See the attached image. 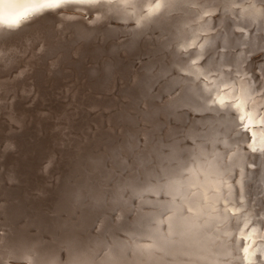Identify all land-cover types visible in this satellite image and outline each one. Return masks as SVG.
<instances>
[{"label": "rangeland", "instance_id": "374dc122", "mask_svg": "<svg viewBox=\"0 0 264 264\" xmlns=\"http://www.w3.org/2000/svg\"><path fill=\"white\" fill-rule=\"evenodd\" d=\"M21 1L23 0H0V9L7 6L8 4L14 5L20 3ZM172 1L175 2L181 0H170L169 2ZM200 1V5L209 3L208 0H206V2H204L205 0ZM214 2H216L215 4L218 6L215 7L216 5L214 6L213 4L211 12L208 10L204 13H206L208 17H210L211 15L212 17L214 16V18L211 17L212 20L217 21V19L220 17L219 14L221 8L219 6V3L221 2V0H210V4ZM198 9L199 8L193 6L192 4H184L180 8H172L163 15L164 18H161L159 26L150 29V33L147 32L146 34H144L142 32L136 31L133 26H125V21H120V19L100 18L97 20V13L92 12L91 10L89 11L77 7H61L50 13V16H52H49L50 19L47 17L37 21L35 20L32 25H30L31 27L29 26V29L27 28V30L29 31L28 33L27 30L24 29L16 35L11 36L12 38L7 37L2 40V43L0 44V119H2L0 120V153L2 152L0 157V231L4 232L6 236L11 238V241H9V243L14 244L16 241H20L21 243L28 246L32 245L30 247L31 254L27 257L28 264H30L29 261L33 257L32 252H34L33 248L35 245H37L40 252L49 253L56 251L57 254L61 255L62 258L65 259L66 245L72 242L70 244L71 246L85 247L89 237L93 238L94 233L98 229L97 224L99 223V219L102 215L101 213H98L99 211L101 212L102 208L100 204L102 206L103 204H106V206L109 207L106 202L109 199H112L111 197L116 198L120 193L123 195L125 194L123 189L128 187V185H126V182L132 179L139 181L142 176V173L140 174V171L139 173H133L136 168H132L130 172H124L123 167L121 165H118V160L121 162L128 161L130 164L131 161L129 160V156L132 155L133 152H135L138 157L142 158L143 151L146 145H148L149 149L152 151L162 150L165 152V150L167 151L171 147V143H173L175 139L182 140L183 138H185L183 136L182 130L185 128L184 125L189 126V124L187 123L190 122L189 117H186V120L184 122H180L178 120L176 121L171 117H166V115L162 113L163 110H161V105L163 103L161 102H164L167 99L166 97H168L166 95V92L164 91H166L167 85L169 83H172L175 86L179 85L178 87L180 88L175 93L169 95L170 98H174L178 94H180L181 89L196 85L192 82V79H186L184 77L177 78V76H173L176 74H174V72H176L174 65L176 64H173L172 59H175L174 61L177 62V60H179L181 57V55L177 54L178 50H176L178 48L177 44L179 42L177 31L180 32L181 28H183L182 30H184V28L188 26V20H185L187 16H191L193 18V15H196V13L204 14L201 9ZM212 11H215L214 14L212 13ZM25 14L27 15V20L22 19L21 22L24 23L28 20L32 21L34 19V16L31 13H23L22 15H20V17H23ZM90 15L94 16H92L91 18ZM184 16L186 17L184 18ZM47 19H49V22L47 21ZM166 21L168 23H166ZM183 21H185L186 23H184ZM111 22L115 24L112 25ZM79 26L82 27L80 28ZM99 27H101V29ZM176 27L179 28V30ZM155 29L157 30L155 31ZM109 31L111 33H109ZM172 31L173 33L175 32L174 35L173 33H171ZM33 34H36L37 37ZM87 35L88 37H86ZM130 36L132 39L130 38ZM111 38H113L114 40H110ZM134 38L136 41L134 40ZM28 39H31L32 41ZM51 39L52 41H56L57 39H59L60 41L57 40L53 43ZM99 39L101 40L98 41ZM140 39L141 41H139ZM48 40L53 44L51 42H49L48 44ZM27 41L30 44L32 42L34 43L30 45ZM35 44L36 46H34ZM59 44L60 46L63 45V48L60 47ZM132 44L136 47H132ZM96 48L98 50H96ZM110 48L113 49L110 50ZM105 49L106 51H104ZM45 50H48V54ZM173 50H176L174 51L175 54L174 52H172ZM49 51H51L52 53ZM128 51L131 52L126 54V52ZM138 51L140 53H138ZM142 51L145 54L150 53L149 58H152L148 59L149 61H147V63L150 64L151 67L149 69L145 68L144 71H141V65L145 63L142 58L140 59V57L145 56ZM263 51L264 32L257 35V37L249 46L226 53L225 55H227L228 57L237 56L243 58L244 62L249 59L252 63L253 70L244 72L243 63L229 70H217L214 75L209 76L208 78H200L197 80L198 82L205 84L206 89L199 92V97H195L200 100L206 98L207 100H205V102L210 99L212 100V97H214L215 95V82H218L220 80V82H222V80L227 77L226 75L228 73H231L229 75L233 80H251L249 76L254 71H258V69L260 68H258V66L262 65V67H264L263 57H259L258 61H253V59L262 54ZM121 53H123L122 56ZM68 54L70 55V57ZM154 54H156L157 57H155ZM152 55L154 58L152 57ZM108 56H111L113 58V61ZM167 56H169V58ZM89 57L91 58L89 59ZM65 58L69 61H66ZM73 58L75 61L72 60ZM164 58H166L167 60ZM134 59H137V61H135ZM40 61L41 63L40 65H38ZM48 61L49 63H47ZM106 61L108 64L106 63ZM138 61L140 63H138ZM114 62H116L117 64ZM62 63H64V65ZM123 63H125L124 66L122 65ZM126 63L128 65L131 63L132 64L131 66H128ZM65 64L67 66V69H65ZM44 65H46L47 67ZM112 65H114L115 68L117 67L119 70L115 69ZM166 65L170 66V69L167 68ZM156 66H158V68ZM42 67H44V69H42ZM77 67L80 68L78 69ZM104 67H107V69L110 68L111 70H106ZM101 69L104 70L101 71ZM80 70H83L84 73ZM97 70L98 72H95ZM107 71H109L110 73L112 71L113 72L109 75V72ZM93 72L95 74L94 78ZM124 72L126 73L124 74ZM147 72L149 73L147 74ZM39 74L41 76H44H38ZM11 76L12 78H10ZM51 76L55 77L52 78ZM109 76L110 79L107 80ZM59 79L62 82H60ZM98 79H100V81ZM135 83L136 88L134 87ZM143 86L146 88H143ZM153 87H155V89ZM162 93L163 96H166L162 97ZM159 98H161L159 100L161 102L157 100ZM57 104L59 105L57 106ZM181 104L182 102L178 101L175 103V107H178ZM210 111L211 115H213L212 117H216L217 121H220L219 119H221V114L224 110ZM185 112L189 116H194V111L192 110H186ZM230 121L235 123L237 122V119L234 116L230 118ZM23 123L26 124L24 125ZM34 125L37 127H35ZM200 125L206 130L205 123L200 122ZM216 129L219 134L221 127L218 126L216 127ZM240 129L242 130V127ZM163 131L165 134L163 133ZM127 136L129 137L127 138ZM141 137H143V141L140 142ZM216 138H218V136H216ZM191 147L197 148L199 146L192 145ZM240 149L241 148H238V151ZM249 151L250 149L247 147L245 149V152L249 153ZM258 151L261 150L259 149ZM205 155H210L209 157L215 158V161L219 164L224 162L221 157L217 158L210 152H206ZM49 161H52V163L49 164ZM148 161L149 160H146L145 162L143 161L144 163L142 162V164L146 165ZM154 164L155 163L152 161L151 166H153ZM217 175L219 176V174ZM230 175V173L226 176L222 175V182L224 183L222 189H226L225 193L218 190L205 194L204 190L202 189V184H196L194 192L200 193L203 196L202 200H204V202L202 203L201 207L204 208L206 213L209 215V217L206 218V221L210 220L212 216L223 215L228 210L242 207L244 205L243 202L232 203L229 205H220L219 203H217L220 197H224L225 195H228L230 193H232V195H234L235 197L237 196V194L233 193V189H231L235 185V181H233V179H229ZM7 177H9V179ZM204 177L208 178V175ZM217 180V178H214L209 181V184H215ZM122 185L125 187H123ZM18 186L21 188V190ZM121 186L123 188L119 189ZM15 188L17 189V192L19 190L21 191L18 192L20 195L15 192ZM23 189L25 190L22 191ZM119 190L123 191L120 192ZM13 191L14 193H12ZM209 197L214 198L211 200H207V198ZM251 197L252 200L256 202H253L251 206L244 212L235 215L234 218H230L227 222L218 227L219 230H223L226 242L229 244V247H227L226 251L230 254V258L227 259L229 264H264V224L256 222L258 219L264 220V197L259 193L255 194L254 191L251 193ZM37 201L39 203H37ZM178 202L179 201H177V203ZM106 206L103 207L105 208ZM108 207L105 208V216L108 220L107 229L113 230L112 227H114V225L116 224L115 220L118 217V214H116V209H110ZM175 213L176 212H172V214ZM82 215H85V219L79 220L81 217H83ZM73 217L75 218L73 219ZM128 217V220L130 221L132 218L131 215L129 214ZM237 218L244 220L242 223V227L239 229L235 228L237 226ZM252 219H254V221ZM199 226H202V224H199ZM121 232L123 234L125 233L123 231ZM128 234L124 235H126L128 240L134 241L135 235L132 233ZM241 237H244L247 240V243H243V241L240 239ZM112 239L113 238H110L109 235L106 236L107 243L110 244V241ZM64 240H66V244H64L65 242H62ZM143 244L154 246V242L152 241H145L143 242ZM173 246L175 247L176 244H174ZM210 253L212 252L210 251ZM167 254L168 253L166 251L165 253H163V255L158 254V257L170 264H180L181 254L179 255L177 252L176 254H171V252L170 254ZM225 256L226 255L224 254H220L217 259L224 258ZM246 256H248L249 258H247ZM12 263L14 264V260L11 259L10 264Z\"/></svg>", "mask_w": 264, "mask_h": 264}, {"label": "bare ground", "instance_id": "6f19581e", "mask_svg": "<svg viewBox=\"0 0 264 264\" xmlns=\"http://www.w3.org/2000/svg\"><path fill=\"white\" fill-rule=\"evenodd\" d=\"M169 1L170 0H162V2L159 4H153L152 0H26V1L23 0L20 3L14 4V5L8 4L7 6L0 9V21L14 19L17 16L22 15L23 13H31L34 16V19L32 20L31 23L21 22L20 27L9 26L7 24L0 22V44L2 43L3 39H5L7 37L14 36L24 29L27 30V28L30 25H32V23L35 20L37 21V20H40L43 18H47V17L49 18L51 12H53V11H55L61 7L62 8L77 7V8H81V9H85V10H89V11L91 10L92 12L97 13V17H96L97 20L100 18L120 19V21L121 20L125 21V24H124L125 26H129V25L133 26L136 31H139V32L146 34L147 32L150 31V29L156 28L157 26H159L161 18L163 17V15L168 10H170L172 8L173 9L174 8H180L184 4H192L193 6L199 8L198 10L201 9L204 13L208 10L211 12V9L213 8L212 7L213 4H214V6L216 5L215 4L216 2L210 4V0H208L209 3L201 4V5L199 4L200 0H181V1H175V2L174 1L169 2ZM204 2H206V0ZM46 3H55L56 7L55 8L43 7V5ZM217 3H219V2H217ZM217 6L218 5H216L215 7H217ZM219 6L221 8L220 14H219L220 17L217 19V21L212 20V18H214V16L212 17V15L210 17H208L206 15V13H204V14H202V13L197 14L196 13V15H193V18L191 16L190 17L184 16V18L186 17L185 20H188L187 21L188 26L186 28H184V30H182L183 28H181L180 32H178L177 29L179 30V28L176 27L177 28L176 29L177 36L179 37V39H178L179 42L177 44L178 48L176 50H178L177 54L181 55V57L179 56L180 57L179 60L176 59L177 62L174 61L175 59H172L173 64H176V65H174L175 69H179V72H177V71L174 72V74L175 73L176 74L173 76H177V78L178 77H184L186 79H192V82L196 85L192 86V87L188 86L187 88H183V89H181L180 94H178L174 98H170L169 95L175 93L180 88L178 87L179 85L175 86L174 84L169 83L167 85V88L165 87L166 91H164L162 89L164 92H166V95L168 96V97H166L167 99L164 102L159 101L161 98L157 99L159 102L163 103L161 105V110H163L162 113L165 114L166 117H171L174 120H176V121L178 120L180 122H184L186 120V117H189L190 122H187L189 124V126L187 125L188 126L187 127L186 125H184L186 129L184 128L182 130L183 136L185 138H183L182 140L181 139H177V140L175 139V141L173 140L174 142L171 143V147L167 151L165 150V152L162 150L161 151L160 150H153L152 151L149 149L148 145H146V147L143 151L142 159L144 162L146 160H149L148 162H150L152 159V161L155 164L153 166H150V167H146V165L142 164L141 167L136 168L133 173H135V172L139 173V171H140V174L142 173L140 180L139 181L133 180V179L129 180L128 182H126L127 184L125 183L126 185H128V187L123 189L125 192L124 195L120 193L119 196H117L116 198L111 197L112 199H109L106 202L109 205V207L106 206V204H103V206H106L110 209L114 208L117 210V212L116 211L115 212H116V214H118V217L115 220L116 224L114 225V227H112L113 230L107 229L108 220L106 219V216H105V208L106 207L104 208L100 204V206L102 208H101V212L99 211L98 213H101L102 215L100 214L101 215V217L99 219L100 221L97 224L98 229L94 233L93 238L89 237L85 247L71 246L70 245L72 243L71 242L70 244L65 246L66 247V257H65V259H63L62 256L57 254L56 251L49 252V253L40 252L37 245L34 246V244H33L34 252H32L33 257L29 261L30 264H43V263H47V264H170V263L162 260L160 257H158V254L163 255V253H165L166 251L168 254H170V252H171V254H176V252L179 255L181 254L180 264H229L227 259L230 258V254H229V252H226L227 247H229V244L226 242V238L224 237L225 234L223 233V230H219L218 227L223 225L230 218H234L235 215L244 212L245 210H247L251 206V204L253 202H256V201L252 200V197H251V193L253 191L255 194L259 193L264 197V67H262V65L258 66V68L260 67L258 69V71H254L249 76L251 78V80H239V79L233 80L232 78H230L231 76L229 75L231 73H228L226 75L227 77L225 79H223L222 82H220L221 80L218 82H215V92H214L215 95H214V97H212V100L210 99L211 101L208 100L206 102H205V100H207L206 98L203 100H200V99L195 97V96L199 97V95H200L199 92H201V90L203 91L204 89H206L205 84L200 83L197 80L200 78H208L209 76L214 75V73L217 70H223V69L229 70V69H231V68H233V67H235L241 63H243L244 72H249V71L253 70L252 63L249 59H247L244 62L243 58H240L237 56H235V57L229 56L228 57L225 54L229 53L231 51H235L237 49L249 46L253 42V40L257 37V35L264 32V0H221V2L219 3ZM215 9H217V8H215ZM216 11H218V10H216ZM214 12L215 11H212L213 14H214ZM170 15H171V13H170ZM92 16H94V15H92ZM92 16H91V18H92ZM50 17H52V16H50ZM49 19H47V21ZM167 21H166V23H168ZM183 22L186 23L185 21H183ZM95 24H97V23H95ZM113 24H115V23H112V25ZM46 25H44V26H46ZM120 25H123V24H120ZM180 26H181V24H180ZM79 27L81 28L82 26H79ZM99 28L101 29V27H99ZM94 29H96V28H94ZM236 29H237V31H236ZM103 30H104V28H103ZM156 30L157 29H155V31ZM97 31H96V33H97ZM28 32L29 31L27 30V33ZM83 32H85V31H83ZM115 32H113V33H115ZM51 33H52V31H51ZM109 33H111V32L109 31ZM171 33H173V31ZM174 33H173V35H174ZM112 34H111V36H112ZM33 35H36V34H33ZM119 35H120V33H119ZM126 36H128V35H126ZM126 36H124V37H126ZM36 37H37V35H36ZM45 37H47V36H45ZM49 37H51V36H49ZM86 37H88V35ZM86 37H85V40H86ZM109 37H110V35H109ZM83 38H84V35H83ZM130 38H131V36H130ZM35 39H37V38H35ZM52 39H51V41H52ZM112 39L113 38H111L110 40H112ZM28 40H31V39H28ZM49 40L47 41L48 44H49V42H51ZM57 40H59V39H57ZM100 40L101 39H99L98 41H100ZM115 40H117V39H115ZM134 40H135V38H134ZM56 41H52V42L54 43ZM75 41H78V40H75ZM139 41H141V39ZM21 43H23V42H21ZM33 43L34 42H32L31 44H33ZM37 43H38V41H37ZM59 43H61V42H59ZM153 43H155V42H153ZM129 45H130V43H129ZM34 46H36V44ZM37 46H39V45H37ZM59 46H60V44H59ZM131 46L136 47V46H133V44ZM60 47L63 48V45ZM79 47H80V45H79ZM106 47H107V45H106ZM109 47H111V46H109ZM100 49H102V48H100ZM111 49H113V48H110V50ZM86 50H87V48H86ZM96 50H98V49L96 48ZM117 50H116V52H117ZM176 50H173L172 52H174ZM45 51L47 53L48 50H45ZM58 51H60V50H58ZM72 51H70V52H72ZM99 51H101V50H99ZM104 51H106V49ZM143 51H145V50H143ZM49 52H51V51H49ZM129 52H131V51L126 52V54ZM46 53H45V55H46ZM53 53H54V51H53ZM95 53H96V51H95ZM114 53H115V51H114ZM138 53H140V52L138 51ZM40 54H42V53H40ZM122 54L123 53H121V56H122ZM174 54H175V52H174ZM53 55H55V54H53ZM101 55H102V53H101ZM141 55H142V53H141ZM154 55H155V57H157L156 54H154ZM55 57H57V56H55ZM66 57H68V56H66ZM69 57H70V55H69ZM108 57H110L113 61V58L111 56H108ZM142 57H140V59ZM152 57H153V55H152ZM167 57L169 58V56H167ZM259 57H263V59H264V51L258 57L254 58L253 61H258ZM20 58H22V57H20ZM45 58H47V57H45ZM90 58L91 57H89V59ZM103 58H104V56H103ZM103 58H102V60H103ZM119 58H121V57H119ZM124 59H125V57H124ZM149 59H152V58H149ZM164 59H166V58H164ZM62 60H64V59H62ZM72 60H74V58ZM102 60H100V61H102ZM205 60L207 61L206 63H205ZM66 61H69V60L66 59ZM135 61H137V59ZM17 62H20V61H17ZM40 63H41V61L39 62L38 65H40ZM47 63H49V61ZM106 63H107V61H106ZM114 63H116V62H114ZM62 64L64 65V63H62ZM124 64L125 63H123L122 65L124 66ZM131 64H129V65L127 64V65L131 66ZM109 65H110V63H109ZM44 66H46V65H44ZM65 66H66V64H65ZM76 66H77V64H76ZM112 66L115 68L114 65H112ZM126 66H125V68H126ZM136 67H137V65H136ZM156 67L158 68V66H156ZM166 67L169 68L170 66L166 65ZM77 68L79 69L80 67H77ZM104 68L106 70H108V69L111 70L110 68L107 69V67H104ZM38 69H40V68H38ZM42 69H44V67H42ZM65 69H67V66L65 67ZM115 69H118V68L116 67ZM173 69H172V71H173ZM47 70H49V69H47ZM91 70H92V68H91ZM102 70H104V69H101V71ZM62 71H63V69H62ZM81 72H83V70ZM95 72H98V70ZM107 72H109V71H107ZM42 73H43V71H42ZM111 73L109 72L108 74L110 75ZM125 73L126 72H124V74ZM148 73L149 72H147V74ZM93 74H94V72H93ZM108 74H106V75H108ZM96 75H97V73H96ZM12 76H14V75H12ZM12 76L10 78H12ZM38 76H41V75L39 74ZM43 76H41V77H43ZM74 76H73V78H74ZM6 77H7V75H6ZM48 77H49V75H48ZM53 77H55V76H53ZM94 77H95V74H94L93 78ZM106 77H108V76H106ZM56 78H57V76H56ZM56 78H54V79H56ZM69 78H70V76H69ZM108 79H110V76H109V78H107V80ZM130 79H129V82H130ZM98 80L100 81V79H98ZM41 81H43V80H41ZM60 82H62V81L60 80ZM146 83H148V82H146ZM158 83H157V86H158ZM259 84H262V85H259ZM90 85H91V83H90ZM155 85H156V83H155ZM134 87L136 88V83H135ZM143 88H146V87L143 86ZM151 88H152V86H151ZM153 88L155 89V87H153ZM74 89H76V88H74ZM154 91H156V90H154ZM85 92H87V91H85ZM117 92H118V89H117ZM115 93H116V91H115ZM10 96H12V95H10ZM165 96H163V93H162V97H165ZM152 97H154V96H152ZM157 98H158V96H157ZM9 100H10V98H9ZM162 101H163V99H162ZM178 101H181L182 104L178 107H175V103ZM221 102H223V103H221ZM58 105L59 104H57V106ZM62 107H64V106H62ZM186 110L194 111V116L187 115L185 112ZM210 110H212V111L213 110H224L221 114V119H219L220 121H217L216 117H212L213 115H211ZM111 112H113V111H111ZM234 112L236 114L242 115L244 117V120L242 123H243V125H246L248 130H249L247 132V134L243 133V131L240 129L242 127L240 121L237 120V122H235V123L230 121V118L234 117ZM14 113H16V112H14ZM0 120H2V119H0ZM200 122L206 124L205 125L206 130L201 127ZM3 123H5V122H3ZM23 124L25 125L26 123H23ZM218 126L221 127L219 134H218V131L216 129V127H218ZM35 127H37V126H35ZM144 127H146V126H144ZM256 127H258V128H256ZM149 128H150V126H149ZM74 131H72V132H74ZM163 133H164V131H163ZM163 133H162V135H163ZM168 134H169V132H168ZM179 135H180V133H179ZM216 136H218V138H216ZM128 137L129 136H127V138ZM229 137H232V138H229ZM179 138H180V136H179ZM160 140H161V138H160ZM141 141H143V140L141 139L140 142ZM206 142H208V143H206ZM18 143H21V142H18ZM192 145H198L199 147L193 148V147H191ZM247 147L250 149L251 152L250 151H249V153L245 152V149ZM18 148H19V146H18ZM238 148H241V149L238 151ZM259 149L261 151H258ZM253 150H255L256 152ZM206 152H210L212 155H214L217 158L221 157V159L224 160V162H222L221 164L217 163L215 161V158L209 157L210 155L209 156L205 155ZM1 153H0V157H1ZM222 168H223V170H222ZM12 173H13V171H12ZM229 173L231 174L229 179H233V181H235V185L231 189H233V193L237 194V196L235 197L234 195H232V193H230L228 195H225L224 197H220L219 200L217 201V203H219L220 205H229L232 203L243 202L244 205L242 207H237V208L228 210L223 215L212 216L210 218V220L206 221V218L209 217V215L206 213L204 208L201 207L202 203L204 202V200H202L203 196L200 193L194 192L196 184L197 183L202 184V187H203L202 189L204 190L205 194L211 193L212 191H218V190L225 193L226 189H222L223 184H224L222 182V179H223L222 175L226 176ZM217 174H219V176ZM13 175H14V173H13ZM206 175H208V178L204 177ZM9 177H11V176H9ZM9 177H7V178L9 179ZM214 178L218 179L217 182L215 184H209V181L214 179ZM125 184H123V185H125ZM122 186L119 189L125 187V186H123V187ZM12 187H15V186H12ZM50 189H51V187H50ZM20 190H21V188H20ZM24 190L25 189H23L22 191H24ZM119 191L122 192L121 190H119ZM15 192H17L16 188H15ZM12 193H14V191ZM213 198L214 197H209V198H207V200H211ZM177 201H179V202L177 203ZM37 203H39V202L37 201ZM29 205H30V203H29ZM98 205H99V203H98ZM172 212H176V213L172 214ZM129 214L132 217L130 221L128 220ZM82 216L83 217H81L79 220L85 219V215H82ZM74 218L75 217H73V219ZM17 219H19V218H17ZM252 220L254 221V219H252ZM252 220H249V221H252ZM243 221L244 220L237 218V220H236L237 226L235 228H237V229L241 228ZM199 224H202V226H199ZM79 228H83V227H79ZM77 229H78V227H77ZM121 231L125 232L124 234H128V233L134 234L135 240L134 241L128 240L126 235H124ZM240 231H242V230H240ZM57 232H58V230H57ZM107 235H109L110 238H113L110 241V244L107 243V240H106ZM6 237H8V236H6ZM197 237H199L201 239H199ZM30 239H31V237H30ZM66 240H64L62 242H65L64 244H66ZM145 241L154 242V246H152V245L149 246V245L143 244V242H145ZM43 243H44V241H43ZM9 244H10L9 241H7V240H0V260L3 261V264H10L11 259L13 260V256H12L13 247H11ZM174 244H176L175 247L173 246ZM31 246H29V248ZM209 248H210V250H209ZM210 251L212 253H210ZM220 254H224L226 256L224 258L217 259ZM246 257L249 258L248 256H246Z\"/></svg>", "mask_w": 264, "mask_h": 264}, {"label": "snow or ice", "instance_id": "6c2138e0", "mask_svg": "<svg viewBox=\"0 0 264 264\" xmlns=\"http://www.w3.org/2000/svg\"><path fill=\"white\" fill-rule=\"evenodd\" d=\"M161 2H162V0H152L153 4H159ZM43 7L55 8L56 4L55 3H46L43 5ZM22 19L27 20V15L25 14L23 17L17 16L14 19L4 20V21H0V22L7 24L9 26L20 27ZM27 22L31 23L32 21L28 20ZM142 59L145 61V63L141 65V70L144 71L145 68L151 67V65L147 63V61L149 59V54H145V56L142 57ZM206 62L207 61L205 60V63ZM138 63H140V62L138 61ZM176 71L179 72V69H176ZM221 103H223V102H221ZM234 116L238 121L241 122L243 133L247 134L248 128L246 125H243V123H242L244 120V117L242 115L236 114L235 112H234ZM141 139H143V137H141ZM253 151H255V150H253ZM129 160L131 161L130 164L128 161H123V162H121L119 160L117 161L118 165H121L123 167L124 172H129V171H131L132 168H139L143 162L142 158L138 157L135 154V152H133V154L129 156ZM51 163H52V161H49V164H51ZM150 166H151V162H148L146 164V167H150ZM46 167H47V165H46ZM256 222L264 224V220L258 219ZM240 239L243 241V243H247V240L244 237H241ZM0 240L11 241V238L6 237L4 232L0 231ZM10 246L13 247L12 256H13L14 264H28L27 257L31 254L29 246L21 243L20 241H16L14 244L10 243ZM0 264H3L2 260H0Z\"/></svg>", "mask_w": 264, "mask_h": 264}]
</instances>
